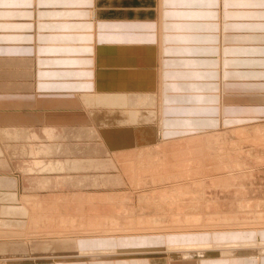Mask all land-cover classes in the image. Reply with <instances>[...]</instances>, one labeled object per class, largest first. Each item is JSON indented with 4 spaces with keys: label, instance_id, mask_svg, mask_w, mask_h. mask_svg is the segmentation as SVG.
<instances>
[{
    "label": "crops",
    "instance_id": "0c3cea01",
    "mask_svg": "<svg viewBox=\"0 0 264 264\" xmlns=\"http://www.w3.org/2000/svg\"><path fill=\"white\" fill-rule=\"evenodd\" d=\"M159 74L167 140L264 123V0H0V172L21 174L22 193L46 194L44 207L54 206L52 197L92 194L81 189L92 180L124 177L80 94L152 91ZM34 158L49 166L25 171ZM10 244L3 247L74 254L60 264H264V251L89 257L78 256L84 252L73 240ZM159 245L153 236H131L115 248Z\"/></svg>",
    "mask_w": 264,
    "mask_h": 264
},
{
    "label": "rangeland",
    "instance_id": "374dc122",
    "mask_svg": "<svg viewBox=\"0 0 264 264\" xmlns=\"http://www.w3.org/2000/svg\"><path fill=\"white\" fill-rule=\"evenodd\" d=\"M159 29L158 38L163 39L166 33ZM159 77L160 81L156 80L152 91L94 90L80 94L84 110L100 138L112 142L110 153L124 177L112 176L108 181L103 178L102 182L92 180L81 188L91 190L92 194L84 192L67 199L52 197L50 204L54 206L44 207L40 205L46 194L41 193L39 197L22 193L25 180L21 174L0 172L1 177H7L5 181L0 179L1 247L11 241L50 238L73 240L77 247L76 236L113 231L162 239L159 241L162 248L126 249L141 254L233 250V253L219 254L236 255L264 251V123L245 129L199 132L167 140L162 137L163 92L160 74ZM108 125L120 127V133L117 128H106ZM34 159L30 168L23 167L25 171L33 173L38 165L40 169L49 166L50 162L45 164ZM56 165L63 170L60 163ZM54 178L58 184L63 181L60 174ZM96 188L106 190L93 192ZM144 229L152 231H140ZM190 233H209L214 240L197 244L183 242ZM217 237L220 239L215 240ZM166 238L177 243H168ZM99 248L94 246L83 250L77 247V252L88 253L99 251ZM109 250L114 253V249ZM80 254L78 256H85ZM73 256L70 253L33 255L6 250L0 252V264L36 259L59 263ZM58 257L63 259H56Z\"/></svg>",
    "mask_w": 264,
    "mask_h": 264
},
{
    "label": "bare ground",
    "instance_id": "6f19581e",
    "mask_svg": "<svg viewBox=\"0 0 264 264\" xmlns=\"http://www.w3.org/2000/svg\"><path fill=\"white\" fill-rule=\"evenodd\" d=\"M90 33V32H89ZM65 101V100H64ZM151 131V130H150ZM37 162H35V164H36ZM36 165H38V163L36 164ZM35 165V166H36ZM39 166V165H38ZM37 166V167H38ZM34 167V166H33ZM27 168H29V166L27 167ZM32 168V167H31ZM7 177H1L0 176V179H2V180H4L5 181V179H6ZM24 181V180H23ZM122 230V229H121ZM129 230V229H128ZM136 230V229H135ZM202 230V229H201ZM205 231H212V229H204ZM214 230V229H213ZM220 230V229H219ZM101 231V230H100ZM111 231V230H110ZM123 231V230H122ZM140 231H146V232H143V233H148V231H152L151 229H144V230H140ZM121 232V231H120ZM123 232H128V231H123ZM164 232H167V233H170V231L168 232V231H164ZM172 232V231H171ZM233 233V232H232ZM254 234V233H253ZM131 235H141L140 233H131V234H119V233H113V231L112 232H109V234L108 233H105V234H96V235H94L93 234V236H91L90 234H86V235H81V236H76V239H78V241H77V247H78V249H83V250H85L86 248H92V247H94V246H98V247H100L99 249V251H90V252H88V250H87V252L88 253H84L83 255H85V256H89V257H97V256H102V255H109V256H115V255H124L123 253H132V254H135V253H137V251H127L126 249V251H123V250H117L116 248H115V246H117V245H121V243L122 242H124L125 241V239H127L128 237H123V238H113V237H120V236H131ZM245 235V234H244ZM90 236V237H89ZM99 236V237H98ZM39 237V236H38ZM82 237V238H81ZM105 237H112V238H105ZM153 237H156V236H153ZM100 238H102V239H100ZM156 238H158V240L159 241H161L162 239L160 238V237H156ZM253 238V237H252ZM252 238H249V239H252ZM37 239V238H36ZM214 240V238H213V236H211V235H209V233H190V234H188L187 236H186V238H184L183 239V242H185V243H195V244H197V243H202V242H209L210 240ZM217 239H220V237H217V238H215V240H217ZM241 239V238H240ZM16 240V239H15ZM30 240V239H29ZM28 240V241H29ZM31 240H33V239H31ZM66 241L67 240H69V239H65ZM117 240H119L118 242H117ZM164 240L165 239H163V242H164ZM179 240V239H178ZM17 241H19V240H17ZM17 241H11L12 243H14V242H17ZM169 241H171V242H174V243H177L176 242V240H174V239H171V238H166V242H168L169 243ZM67 242H69V241H67ZM8 244H10L9 242H8ZM8 244H5L6 246H9ZM43 245V244H42ZM41 245V246H42ZM245 245V244H244ZM249 245V244H248ZM10 246H11V244H10ZM196 247H197V245H195ZM195 246H192V247H195ZM198 246H202V245H198ZM250 246V245H249ZM253 246V245H252ZM198 248V247H197ZM212 248V247H211ZM4 247H0V252H4V251H9L10 250V248H7L6 247V249H4ZM109 249H114V253H112L113 251L112 250H109ZM192 249H196V248H192ZM14 250H15V248H14ZM50 250V249H49ZM83 250H81L80 252H82ZM18 251V250H17ZM27 251H24L23 253H26ZM145 252V251H144ZM230 252H235V251H233V250H225V251H219V252H201V251H184V252H167L168 254H172V255H178L179 256V258H184V256H188V257H202L203 255L204 256H206V254H209V253H214L215 255H216V253H218V255H219V253H225V254H227V253H230ZM237 252V251H236ZM143 253V252H142ZM166 253V254H167ZM82 254V253H81ZM171 255V256H172ZM223 255V254H222ZM27 257H29V256H27ZM169 257V256H168ZM59 258V257H58ZM173 258V257H172ZM176 258V257H175ZM17 259V258H16ZM25 259V258H24ZM57 259V258H56ZM59 259H63V258H59ZM15 260V259H14ZM17 261H18V259H17ZM60 261V260H59ZM6 262L7 263H9L10 261H8V260H6Z\"/></svg>",
    "mask_w": 264,
    "mask_h": 264
}]
</instances>
